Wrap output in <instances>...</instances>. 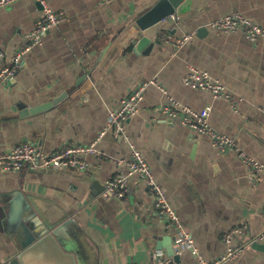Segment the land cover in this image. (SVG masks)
I'll return each mask as SVG.
<instances>
[{"label":"crops","instance_id":"1","mask_svg":"<svg viewBox=\"0 0 264 264\" xmlns=\"http://www.w3.org/2000/svg\"><path fill=\"white\" fill-rule=\"evenodd\" d=\"M152 1L47 0L65 18L45 31L0 84V154L24 140L45 152L95 140L105 154L87 156L88 175L74 168L0 172V264L12 257L20 264H157L158 249L167 264H198L188 249L173 248L176 232L140 178H129L122 198L102 195L105 180L120 166L126 170L114 160L127 158L129 149L111 131L97 139L98 133L109 109L138 81L151 78L166 94L147 85L141 109L125 121V129L200 253L208 261L220 255L223 235L233 226L245 228L235 244L262 231L264 170L253 182L235 153L220 152L206 134L155 108L167 97L194 109L209 105L210 124L264 163V39L250 41L241 32L208 25L239 12L264 27V0H202L190 12L170 17L166 26L173 30L162 32L192 33L179 49L161 35L148 54L135 52L138 28L131 22ZM39 18L35 0L0 8V69L11 63ZM199 27L204 30L196 35ZM189 64L225 83L230 99L183 85ZM81 74L85 78L74 86ZM58 97L44 109L21 114ZM242 249L221 264H264L263 251L246 243Z\"/></svg>","mask_w":264,"mask_h":264},{"label":"built area","instance_id":"2","mask_svg":"<svg viewBox=\"0 0 264 264\" xmlns=\"http://www.w3.org/2000/svg\"><path fill=\"white\" fill-rule=\"evenodd\" d=\"M15 1L17 0H0V8L6 7ZM35 1L39 5L40 18L36 21L33 29L26 34L27 42L12 56L11 63L0 69V84L13 74L15 68L20 64L23 54L33 45L42 42V36L45 31L57 25L65 18L64 13L52 9L47 0ZM106 1L100 0L101 3ZM170 17L173 18V16ZM208 25L220 32H241L250 41H255L258 38L264 39V27L253 23L239 12H232L213 19L208 22ZM192 36V33H185L179 37L162 35L161 39L179 49ZM0 56H2L1 52ZM182 83L192 89L207 91L213 97L229 100L231 96L225 83L193 64L188 65ZM149 84L156 85L157 88L166 94L161 85L157 84L152 78L138 81L129 95L121 98L114 108L109 109L106 125L98 133L97 139L101 138L106 131H111L113 137L126 142L129 149V156L127 158L114 160L118 167L125 165L126 170L124 171L120 166L112 178L105 180L102 195L122 198L127 191L129 178L134 176L140 178L145 182L150 193L153 195L155 209L166 218L167 225L172 226L176 232L177 236L173 248L176 251L188 249L195 256L198 264H221L224 261L234 259L240 254L244 243L249 244L254 241H264L263 227L262 231L252 239L235 244L234 239L239 235H243L245 230L244 225H236L224 233L223 240L226 246L220 255L208 261L200 253L192 237L185 229L183 222L179 219L176 210L169 204L166 190L157 182L149 163L141 151L131 142L125 129V121L137 114L141 109L140 105L143 94ZM209 108L210 106L206 105L201 109H194L181 104L174 98L167 97V101L156 106L155 110L164 113L170 119L177 121L180 125H184L196 133L206 134L210 138L211 145L220 152L235 153L246 165L248 177L253 182L259 181L260 172L264 170V163L243 150L234 136L216 130L208 120ZM261 109L264 112V107ZM104 154L102 150L97 148L95 140L85 144L67 143L50 152H45L33 142L24 140L0 154V172L17 171L22 168L33 170L74 168L88 175L91 163L87 160V156L94 155L101 157ZM262 214L264 217V207ZM153 256L157 264H167V258L163 251L158 249L154 252Z\"/></svg>","mask_w":264,"mask_h":264},{"label":"water","instance_id":"3","mask_svg":"<svg viewBox=\"0 0 264 264\" xmlns=\"http://www.w3.org/2000/svg\"><path fill=\"white\" fill-rule=\"evenodd\" d=\"M201 2L202 0H153L152 4L150 3V6L141 11V13H139L131 22L132 25L138 28V33L134 36L132 50L148 54L154 45H159L161 43L160 36L163 31L170 32L173 30L166 26L170 16L184 15L201 4ZM203 30L204 27L197 28L196 35H200ZM105 50L106 49H104L100 55H103ZM85 76V74H81L74 86L80 84ZM59 99L60 97L54 98L41 105L24 109L21 114L24 115L27 112L32 113L39 111L56 103ZM248 245L264 252V241H254ZM171 251L173 250L169 247L168 253ZM7 263L20 264L16 257H12Z\"/></svg>","mask_w":264,"mask_h":264}]
</instances>
